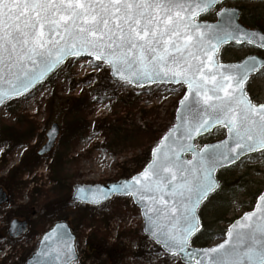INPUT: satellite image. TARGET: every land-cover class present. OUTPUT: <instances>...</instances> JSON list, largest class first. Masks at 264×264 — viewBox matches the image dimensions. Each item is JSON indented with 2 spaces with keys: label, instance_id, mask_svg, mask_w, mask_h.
I'll use <instances>...</instances> for the list:
<instances>
[{
  "label": "snow or ice",
  "instance_id": "obj_1",
  "mask_svg": "<svg viewBox=\"0 0 264 264\" xmlns=\"http://www.w3.org/2000/svg\"><path fill=\"white\" fill-rule=\"evenodd\" d=\"M218 0H0V104L22 97L68 57H92L119 83L186 84L176 131L162 152L131 182L153 239L188 264H264V194L255 210L233 225L216 247L193 253L191 239L202 227L197 208L216 191L214 173L242 153L264 150V103L248 99L244 85L264 69L255 56L235 64L215 59L221 45H256L264 33L245 31L228 14L212 24L197 19ZM223 125L231 140L197 151L194 134ZM192 152L195 159H182ZM95 197V194H91ZM107 195L106 193L104 194ZM36 264H72L73 247L64 226L45 236Z\"/></svg>",
  "mask_w": 264,
  "mask_h": 264
},
{
  "label": "rangeland",
  "instance_id": "obj_2",
  "mask_svg": "<svg viewBox=\"0 0 264 264\" xmlns=\"http://www.w3.org/2000/svg\"><path fill=\"white\" fill-rule=\"evenodd\" d=\"M241 9L249 27L264 18V0H226ZM219 6L202 19L216 20ZM264 49L228 44L219 60L235 62ZM92 57H72L22 97L0 107V187L9 200L0 205V264H24L42 233L54 222H69L77 236L73 264H185L169 255L143 231L140 208L131 196L100 205L72 201L73 186L106 184L130 177L142 164L152 132L173 125L172 115L185 84L135 87L119 83ZM255 104L264 102V69L246 84ZM175 121V120H174ZM53 123L60 134L45 153ZM223 126L198 139V146L222 140ZM220 186L200 208L209 245L221 241L236 218L252 210L264 190V150L218 172ZM13 219L28 220L20 238L9 235ZM201 243L196 244V246Z\"/></svg>",
  "mask_w": 264,
  "mask_h": 264
},
{
  "label": "water",
  "instance_id": "obj_3",
  "mask_svg": "<svg viewBox=\"0 0 264 264\" xmlns=\"http://www.w3.org/2000/svg\"><path fill=\"white\" fill-rule=\"evenodd\" d=\"M224 1L226 0H218V3L217 5H214L213 9H215L216 7H218L219 5H221ZM225 10H228V14L232 17V19L235 20V22L237 24L240 25V27L245 30V31H255V32H258V33H264V31L260 28H251L249 26H247L246 24H244L241 20H240V15H241V9L238 8V7H229V6H221L219 8V10L217 11L218 12H224ZM216 13V20H200V16L203 15L204 13H202L200 16L197 17V19L199 21H202V22H207V23H212V24H215V23H218L220 22L222 19H224L223 17L219 16L218 14ZM234 43V42H233ZM232 44V43H230ZM228 45V44H226ZM224 45H221L220 49L223 47ZM256 46V45H254ZM257 47V46H256ZM259 48V47H258ZM220 49L218 50V52L216 53V56H215V59L220 62V63H223V64H235L239 61H242L248 57H252V56H255L257 58V61H264V56L261 55V54H258V53H252V54H248L246 55L245 57H243L242 59L238 60V61H235V62H222V61H219L218 59V55H219V52H220ZM70 58L72 57H68L66 58L64 61L61 62L60 65H62L63 63H65L66 61H68ZM60 65H58L55 69H53L50 73H48V75L46 76L49 77ZM261 69H258L256 72L254 73H251L250 76H249V79L252 75L254 74H257ZM45 78V79H46ZM44 79V80H45ZM248 79V81H249ZM43 80V81H44ZM42 81V82H43ZM247 81V82H248ZM246 82V83H247ZM41 83V82H40ZM39 83V84H40ZM246 83L244 85V89H245V93L248 97L249 100L252 101L251 97L248 95L247 93V90H246ZM154 84H174V85H177V84H181V83H166V82H147V83H144L143 86H147V85H154ZM38 85V84H37ZM36 85V86H37ZM186 85V84H185ZM35 86V87H36ZM135 87H139V86H136V85H133ZM32 90V89H31ZM185 95H189L191 96V94L188 92V89H187V85H186V91H185V94L183 95V97ZM182 97V98H183ZM16 98V97H15ZM181 98V99H182ZM12 99V98H11ZM180 99V100H181ZM10 100V99H9ZM8 101V100H7ZM6 102V101H5ZM4 102V103H5ZM3 103V104H4ZM253 104H255L253 101H252ZM264 103V102H263ZM3 104H0V107L3 105ZM262 104V103H260ZM260 104H255L257 106H259ZM181 105L179 103L178 105V108L176 110V118H175V123L172 125V127H170V129L161 137V139L158 141V143L152 148V151H151V159L150 161L146 164V166L143 168V170H141L140 172L136 173L135 175L129 177V178H122V179H119L117 181H112V182H109V183H106V184H100V183H96V184H80V183H77L74 185L73 187V193H72V201L73 202H79V203H82V204H90V205H100L102 203H105L107 202L108 200H110L112 197L114 196H131L134 203L140 208L141 210V215H142V218H143V231L144 233L150 238L152 239L156 244L160 245L159 243H157L153 237L151 236L150 234V230L148 228V223H147V220H146V217L144 216V210H145V203L140 201L139 199V195L137 194H126L122 189H121V184H123L124 182H131L132 180V177L134 176H138L140 175L145 168H147V166L152 162V153H153V150L155 149H159L161 152L163 150H165V147L167 144L171 143V139L169 141H165L164 140V137L165 136H168L170 132H175V135L177 138L181 137L183 135V128H181L179 131H176V126L177 124H180L181 121L177 119V116H178V110L180 109ZM220 126H223V125H219V124H211V126L209 128H207L206 130H203L201 131L200 133H197V134H194L193 136V139L191 141H188V143H192L196 150L197 151H201L205 145H208V146H211V145H215V144H219V143H222L224 141H228L229 144H231V140H230V137H229V133L227 132V129H226V136L225 138H223L222 140H219V141H215V142H211V143H206L204 144L203 146L201 147H198V144H197V140L202 137L203 135L211 132L212 130H214L215 128L217 127H220ZM224 127V126H223ZM60 134V127L57 123H53L50 127V129L48 130L47 132V141L46 143L42 146V148L39 150V154H45L47 152H49L52 147L54 146L58 136ZM262 150H259V151H256V152H260ZM256 152H251V153H242L236 160L235 162H231V163H228V164H225L223 167H220L216 170V172L213 174L214 175V178L217 180L218 182V187L217 189L219 188L220 186V180L218 179L217 177V173L220 169L224 168V167H228V166H231L237 162H239L242 158H244L245 156L247 155H250V154H253V153H256ZM182 159L184 160H189V161H192L195 159L194 157V154L192 152H187V153H184L182 154ZM216 189V191H217ZM215 191V192H216ZM213 192V193H215ZM107 194L106 196L104 194ZM212 193V194H213ZM91 194H95V197H93ZM210 194V196L212 195ZM261 194H264V191L261 193ZM260 194V195H261ZM209 196V197H210ZM259 197V196H258ZM9 197H8V194L7 192L2 188L0 187V204H4L8 201ZM208 200V198L204 201L201 202V204L198 206L197 208V216H198V219L201 223V218H200V215H199V208L201 207L202 204H204L206 201ZM259 203V200L257 198V201L255 203V205ZM254 205V206H255ZM255 210V207L244 213L242 216H240L239 218L235 219L232 224L228 227V230L226 231L225 233V237L215 243V244H212V245H209V246H204V247H199V246H193L191 245V248L189 249L190 251H192L193 253L195 252H198L202 249H207V248H212V247H216L218 246L219 244L223 243L228 237H227V233L229 231H231L233 229V225L236 224L238 221H242L243 220V217L244 215L250 213L251 211ZM57 224H60V225H63L64 226V230L67 232V235L68 237H70V243L73 247V260H72V263L76 262L79 258V254H78V251H77V248H76V235L75 233L72 231L71 229V226L69 225V223L67 221H58V222H55L49 229H47L41 236L40 240H39V243H38V246H37V249L36 251L26 260L25 264H36V261L38 259L37 257V253L40 252L42 250L43 247H45L47 244H50L51 241H46L45 240V236L47 234H50L52 232V230L56 227ZM202 225V223H201ZM202 228V227H201ZM28 230V221L27 220H19V219H13L12 222L10 223V226H9V234L11 237L13 238H18L20 236H22L24 233H26ZM201 230V229H200ZM199 230V231H200ZM198 231V232H199ZM197 232V233H198ZM196 233V234H197ZM195 235V234H194ZM193 235V236H194ZM191 243V242H190ZM161 246V245H160ZM162 247V246H161ZM162 249L167 252L163 247ZM168 253V252H167ZM170 254V253H168ZM172 255V254H171ZM181 259L182 262H184L185 264H188V261L186 259V257H183V255H178ZM192 264H194V261L192 262Z\"/></svg>",
  "mask_w": 264,
  "mask_h": 264
},
{
  "label": "trees",
  "instance_id": "obj_4",
  "mask_svg": "<svg viewBox=\"0 0 264 264\" xmlns=\"http://www.w3.org/2000/svg\"><path fill=\"white\" fill-rule=\"evenodd\" d=\"M254 22L253 24L256 25L257 28H260L262 30H264V18L260 19L259 17H255L253 19ZM172 120L174 123L175 120V115H172ZM171 127V125H167L164 128L160 129V130H155L152 132L153 137L150 140V144L148 145L147 150L145 151V157L142 160V164L135 170V173H138L139 171H141L145 165L150 161L151 159V150L154 147V145L161 139V137L164 135V133L167 132V130ZM211 241L210 238L206 237L204 235V228H202L193 238H192V245H196L198 243H201V245L199 246H207L209 245V242Z\"/></svg>",
  "mask_w": 264,
  "mask_h": 264
}]
</instances>
